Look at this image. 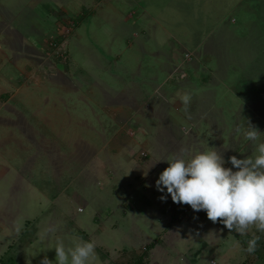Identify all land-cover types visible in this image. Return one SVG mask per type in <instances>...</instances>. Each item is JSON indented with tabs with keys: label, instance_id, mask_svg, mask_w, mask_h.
Here are the masks:
<instances>
[{
	"label": "rangeland",
	"instance_id": "374dc122",
	"mask_svg": "<svg viewBox=\"0 0 264 264\" xmlns=\"http://www.w3.org/2000/svg\"><path fill=\"white\" fill-rule=\"evenodd\" d=\"M157 3L146 1L143 5H148L152 12L157 14L162 26L169 29L171 37L169 34L167 40L170 44L168 41H163L168 46L164 45L160 49H156L157 46L151 48V44L147 43L149 35L144 31L145 33L141 35L140 47H137L138 54L129 56L135 59L136 57L133 56L138 55L137 60L142 61H146L147 58L148 65L144 68L148 73L153 66L159 69V65L155 63L152 65L149 62L153 61L152 58H175L176 62L185 63L184 70L192 74L191 80L187 79L186 87L192 86L195 89L187 111L181 100L175 102L171 99L175 98V92L186 78L184 71L176 69L172 77H167L169 82L166 86L173 87L166 95V99L159 94L153 96L151 93L149 97L148 94L140 93L139 89L128 84L121 88L120 95L116 98L111 97L105 118L98 119L94 126L88 125L89 127L81 124L80 120L76 122L74 119L76 108H64L72 106L70 102L72 100L70 96L60 91L57 97L53 96V100L58 103L57 108L63 107L60 113H57L60 114L57 124L48 121L47 131H41L40 139L32 140L34 142L31 148L27 147V144L24 145L25 152L32 150L37 151L42 157L45 155L47 159L51 157L49 162L46 160L41 162L44 165L42 167L47 168L51 165L57 174L64 175L63 188L67 192L64 195L68 199L71 198L75 204L67 208L72 210V215H75L77 210L79 219L78 221L73 216L71 222L68 216L65 222L73 223L71 226H74L78 221L79 225L73 234L85 241H88L87 237L92 238L94 244L98 242L102 246L94 249L95 254L98 252L101 261L96 254V259L90 264L135 263L143 248H146L149 241L155 237L154 233L146 230L147 225L136 226V234L129 235L126 230L131 226L126 224V221L121 223L120 218L115 217L112 220L115 222L112 223V230L108 228L109 223H106L104 226L107 230H104L103 235H93L89 230L96 228L94 221H101L109 203L111 210H116L120 205L122 209L126 208V211L128 207L137 203L130 210L134 213V208H137L141 202L156 207V211L162 213L165 218L160 228L161 236L156 237L155 245L158 246L156 245L149 255V264H262L260 260H255L254 256H249L242 249L247 245L252 233L260 237L258 245L264 247V232H257L255 226H250L243 236L234 231L229 232L220 223L214 224L209 221L204 211L194 212L187 204L173 203L167 196L161 200L162 193L156 190L155 181L159 173L168 166L163 160L170 158V154H180L183 149L206 150L209 146L215 147L225 161L229 156L243 159L254 152V145L243 138L245 126L254 128L264 138V0L181 2L164 0ZM139 14L140 12L137 15ZM79 16L60 12L54 18L56 22L62 23L60 34L62 38L72 36L75 28L81 23L82 17L80 19ZM129 21L130 26L136 21L132 12L129 14ZM98 30L92 35L97 44L91 43L95 47L93 51L95 56L104 53L111 64L114 62L124 66L121 60H125V56H122L121 60H113L118 47L111 46V50L105 48L108 44L105 39L109 37L110 43L113 44L116 33L108 35ZM84 35L82 34L81 44L88 45ZM133 37V35L128 36L127 46L131 44L130 40ZM49 39V50L45 59L47 64L39 70L33 67L25 71L30 74L29 82L25 78L26 75L20 77V74L14 73L13 77L16 80L12 90L15 92L16 84L20 82L21 91H24L13 99L10 98L13 92L5 93L6 96L0 99L1 105L6 107L25 105L32 108L46 100L39 98L45 91L40 86L39 79L51 78L50 80L57 81L59 79L54 77L61 72L63 74L68 65L67 43L61 42L59 45L57 43L59 38ZM118 41L116 40L114 44ZM177 41L184 42V47L180 49L177 45L178 50L174 51L171 48L175 47ZM99 46L103 48L100 49ZM196 46L199 47L198 52L191 50ZM143 53L145 58H139ZM90 55L89 50L82 49L81 60L75 61L88 63L89 66L85 68L93 70V60L90 59ZM196 58L204 61L200 76L189 66ZM220 60L226 61L228 65L219 66L217 61ZM160 67L164 68L161 64ZM62 83L68 90L75 87L74 83L73 87L71 83L69 85V80ZM215 92L225 94L222 95V109H224L222 114L216 112L214 105L210 103L212 96L216 98ZM95 98L103 100L100 95ZM51 105L53 104L50 103ZM41 106L44 108L43 105ZM38 110L41 111L40 114H44L43 109ZM81 111L90 116L88 111L84 109ZM62 119L64 123L60 126ZM199 122H207L206 127L198 130ZM216 123L223 124L215 128ZM30 131L39 133L35 128ZM13 132L17 130L14 129ZM4 142L6 143V140ZM14 146L18 149L16 145ZM225 167L231 165L226 163ZM71 180L75 183H69ZM87 201L93 203L88 206ZM62 205L63 208L64 204ZM137 212L142 213L140 210ZM167 230L171 233L166 235ZM80 239L71 240V245L78 243ZM65 246L71 247L68 239ZM38 253L39 255L35 253L30 257L31 262L29 261L28 264L40 263L41 258L45 256L40 254V251ZM47 254L54 255L53 260L47 257L54 264V249H46V256Z\"/></svg>",
	"mask_w": 264,
	"mask_h": 264
},
{
	"label": "crops",
	"instance_id": "0c3cea01",
	"mask_svg": "<svg viewBox=\"0 0 264 264\" xmlns=\"http://www.w3.org/2000/svg\"><path fill=\"white\" fill-rule=\"evenodd\" d=\"M146 1L157 3L164 0H0V99H3L6 96L5 93L8 94L9 91L10 93L13 92L10 94L12 99L15 96L17 98L24 91H21L22 84L20 82L16 84V91H13V84L16 80L13 77L14 73L20 74V77L26 75L25 78L29 82L30 74L25 71L33 67H37L39 70L40 67L47 64L45 59L49 50V38H59L57 42L59 45L61 42L67 43L66 48L68 51L66 73L63 71V74L61 72L60 75L54 77V79L59 80L39 79L40 86L45 90H42V96L39 98H45L46 100H43L40 104L38 103L37 107L29 108L25 105H22V107H6L0 103V260H10L14 264H28L29 261L31 262L30 257H33L32 255L35 253L39 255L38 251L46 256V249L53 248L58 239L62 240L64 244L68 239L71 247V240L80 239L73 234L79 225L78 211L76 210L75 215H72V210L67 208L75 204L71 198L68 199L64 195L67 193L63 188L65 186L64 175L57 174L51 165L47 168L42 167L44 165L41 162H45V160L49 162L51 157L47 159L45 155L42 157L37 151L33 152L32 150L25 152L26 144L27 147L31 148L34 142L32 140L35 138L40 139L41 131H47L48 121H50L48 123L57 124L60 117V114L57 113H60L63 107L59 106L57 108L58 103L53 100L54 95L57 97L61 91L64 95L70 96L72 106L64 108H76L77 113L74 115V119L76 122L78 120L82 121L81 124H85L87 127L94 126L98 119L105 118V111L106 108L109 109L110 105L108 104L111 97L116 98L117 95H120L121 88L128 84L139 89L140 93L148 94L149 97L151 93L153 96L159 94L166 99V95L173 87L171 85L166 86V83L169 82L167 77H172L175 69L181 72L184 71L186 78L175 92V98L171 99H174L175 102L176 100L182 101V96L185 93L192 96L195 90L194 87H186L187 79L191 80L192 74L188 70H184L185 63L176 62L175 58H152L153 61L149 62L152 65L154 63L159 65V69L153 66V69H150V73H148L144 68L145 65H148L144 53L139 58H145L146 61L137 60L138 55L133 56L136 57L135 59L129 56L138 54L137 47H140L141 35L145 32L149 35L147 43L148 45L151 44V48L157 46L156 49H160L164 45L168 46L163 41H168L169 29L162 26L159 17L152 12L148 5H143V2ZM181 1L184 0H178V2ZM60 12L80 15V19L82 17L81 23L75 28L72 36L69 35L66 38L60 36L62 23L54 20ZM131 12L134 14V20L136 21L130 26L129 14ZM138 12H140L139 15H137ZM98 29L108 35L116 33L113 39L114 43L119 40L116 44H111L109 37L108 39L104 37L105 42L108 43L105 48L111 50V46L118 47L116 53L118 55L115 54L113 60H119L122 56H125V60L120 59L124 66L114 62L111 64L110 60L105 58L104 53H100L98 57L95 56L93 52L95 47L91 43L97 44L92 35ZM82 34H85L84 40L86 43L88 42V45L81 44ZM128 34L134 36V39L130 40L131 44L129 46L126 42L129 41ZM175 44V47L171 48L174 51L178 50L177 48L184 47V42L179 43L177 41ZM99 48L102 49L103 46H99ZM82 49L91 52L89 57L93 60V70L85 68L89 66L88 63L76 62L81 60ZM191 50H197L198 52L199 47L196 46ZM126 56L128 57L126 58ZM203 63L202 59L196 58L189 66L194 70V73L200 76ZM160 64L164 68H161ZM217 64L219 66L228 65L223 60L217 61ZM67 80H69V85L71 83L72 87L74 83L75 89H66L62 81ZM28 82L26 81V83ZM99 95L102 96L103 100H96L95 96ZM214 95H216V98L212 96L210 103L214 105L216 112L222 114L224 113L222 95L225 94L215 92ZM50 103L54 107L53 105L50 106ZM41 105L44 108H41ZM38 109H43L44 114H40L41 111ZM83 109L88 111L90 116L81 111ZM20 114L21 116H19ZM47 114L49 117H47ZM63 123L62 119L60 126ZM221 124L216 123L215 128ZM206 125L207 122H199L197 125L198 130H202ZM34 128L38 129L39 133H34V131L31 133L30 129L33 130ZM14 129L17 132H13ZM222 136L223 134H221ZM4 140H6V143ZM76 176L77 173L75 178ZM75 181L71 180L69 183L74 184ZM71 189H73V186ZM86 203L89 206L93 202L87 201ZM62 204H64L63 208ZM136 205L137 203L132 207H128L127 211L126 208L122 209L120 205V208L116 207V210H111L112 207L109 203L101 221H94L96 228L94 230L90 229L89 232H92L93 235H103L104 230H107L105 224L109 223L108 228L111 229L112 223H115L112 222L115 217L120 218L121 223L126 221V224L131 226L130 229L126 230L129 235L130 233L136 234V226L144 225L145 227L147 225L150 230L145 227L146 230L155 234L154 239L149 241V244H152L146 259L147 264H149V255L157 245H155L156 237L161 236L160 232L162 230L160 228H162L165 218L162 213L156 211V207L142 202L137 208H134L135 212L132 213L130 210ZM136 209L142 211V213L137 212ZM64 210L66 212H63ZM118 212L121 213L117 216L116 213ZM68 216L71 218V222L73 216L76 217L77 224L71 226L73 223L65 222ZM148 220L149 223H147ZM50 228L55 230L46 232ZM170 233L171 231L167 230L165 234ZM87 239L91 241L92 238L87 237ZM257 246L260 245L257 244ZM100 247L102 246L96 242L95 248ZM96 254L100 260L98 252ZM46 257L54 259L53 254H47Z\"/></svg>",
	"mask_w": 264,
	"mask_h": 264
},
{
	"label": "clouds",
	"instance_id": "9594fccd",
	"mask_svg": "<svg viewBox=\"0 0 264 264\" xmlns=\"http://www.w3.org/2000/svg\"><path fill=\"white\" fill-rule=\"evenodd\" d=\"M191 95L185 93L182 103L187 111ZM243 138L254 145V152L243 159L229 156L225 161L215 147L206 150H181L164 159L167 167L155 181L161 200L171 198L173 203L187 204L194 212L204 211L206 218L223 225L229 232L245 235L250 226L264 232V138L254 128L245 126ZM231 167H225V164ZM235 169V171H233ZM54 228L46 232L54 231ZM260 237L250 235L242 249L251 255L256 251ZM54 264H90L96 259L95 244L80 239L72 247L57 240ZM40 264H53L45 256Z\"/></svg>",
	"mask_w": 264,
	"mask_h": 264
},
{
	"label": "trees",
	"instance_id": "16d2710c",
	"mask_svg": "<svg viewBox=\"0 0 264 264\" xmlns=\"http://www.w3.org/2000/svg\"><path fill=\"white\" fill-rule=\"evenodd\" d=\"M217 222L219 223V218ZM246 246L247 245H244L243 247L245 248ZM151 247L152 244L147 245L146 248H143V251L137 256L135 263H127V264H146L148 251L151 249ZM251 256H254L255 260H260L262 264H264V247L257 246L256 251L253 254H251ZM0 264H14V263L10 260H0Z\"/></svg>",
	"mask_w": 264,
	"mask_h": 264
}]
</instances>
